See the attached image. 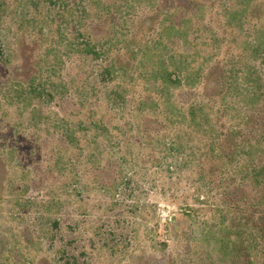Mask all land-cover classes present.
<instances>
[{
    "label": "rangeland",
    "instance_id": "1",
    "mask_svg": "<svg viewBox=\"0 0 264 264\" xmlns=\"http://www.w3.org/2000/svg\"><path fill=\"white\" fill-rule=\"evenodd\" d=\"M240 3L234 35L223 10ZM258 30L264 0H0V264H264L244 159L225 164L229 185L204 178L211 137L163 128L169 92L220 99L224 58L264 68ZM198 67L199 92L150 77Z\"/></svg>",
    "mask_w": 264,
    "mask_h": 264
},
{
    "label": "trees",
    "instance_id": "2",
    "mask_svg": "<svg viewBox=\"0 0 264 264\" xmlns=\"http://www.w3.org/2000/svg\"><path fill=\"white\" fill-rule=\"evenodd\" d=\"M238 9L237 11H232L233 9L230 11L228 9V11L225 9L223 10L225 21L222 29H232L231 31L234 35L236 33L237 35L240 33H247L243 32L244 30L242 28L244 24L242 21L243 13L246 11L247 7L244 6L243 3H240ZM196 29V31H198V28ZM169 31H173V29H169L166 33L170 34ZM255 36L256 37L247 44L249 45L247 49L252 51L250 53L256 54L258 57L262 56L261 62L264 64V30H258ZM230 39L235 41L236 37L231 36ZM212 41L214 45L215 40ZM198 52L199 51H196L194 53L198 54ZM179 61L180 62L176 64L178 69L182 66L181 60ZM220 62L223 64V72L220 73V78L215 81L214 87V89L221 94L220 99H205L206 101L204 102L196 100L197 96L192 90L199 92L197 85L203 84L205 69L202 72L203 68L201 67H198L201 70L194 68L190 77L187 75L185 77V73L183 75L181 72L182 70L177 71V68L174 74L168 73L166 68H159L156 70L155 74L152 72L150 77L153 81H160L162 89L165 90L176 87L180 88L182 86L189 88V90L192 89L190 90L192 92L189 94L190 97L184 102L181 101L182 103L171 101L170 92L167 94L168 96L165 95L168 98L165 101H169L164 103L165 110L169 113L171 119L167 120L163 128L167 131L170 129L175 130L178 134L182 131H180L182 128L181 126L187 124L185 127L187 130L185 135L200 129L203 131L204 137H211L210 143H208L209 149H213L217 155H213L209 150L206 157H208V162L211 166L216 167V169H214L213 172L203 171L202 169L201 176L204 178L206 176H210V178L217 177L218 182L229 185L228 181L230 180L223 175L225 164H232L233 169L239 173L242 167L240 168L237 166L238 161L243 158L246 163L244 165L246 169L242 170L244 171L243 179L249 180L250 182L252 181V183L258 187V191H260L258 194L259 197L255 198L250 204L251 214L254 208L259 210L257 213L259 215L263 213L262 208L264 206V163L261 162V159L264 158V68H257L251 63H248L249 65L247 63L241 64L242 62H240L239 59H234L232 62H229L224 58V60ZM237 67L242 69L240 70ZM198 71H200V73ZM104 73L111 74L113 79L117 77L115 68H107ZM236 89L238 91L243 89L244 92L241 94L236 92L235 94ZM232 94L235 96L236 100L239 101L237 106H231L228 102ZM121 97H124L123 91L120 92L118 89H114L111 91L109 99L112 102L119 101L116 104L118 105ZM227 115L230 116V124L228 123ZM223 122H227V125ZM253 161H257L256 164L253 163ZM220 166L222 167L218 174ZM239 186V193H241L242 198H244L242 188L247 186V184L240 183ZM227 205L230 209L234 208L235 214H239L240 210L242 215H244L243 211H247V209H242L236 204ZM258 215L257 217H259ZM252 217L253 215L249 220H245L249 223L251 222L250 220L254 219V217ZM241 224L247 226L244 222ZM256 239L257 241L260 240L259 237Z\"/></svg>",
    "mask_w": 264,
    "mask_h": 264
},
{
    "label": "built area",
    "instance_id": "3",
    "mask_svg": "<svg viewBox=\"0 0 264 264\" xmlns=\"http://www.w3.org/2000/svg\"><path fill=\"white\" fill-rule=\"evenodd\" d=\"M13 131V129H11L9 132ZM9 145H15L14 143L10 142ZM13 148V147H12Z\"/></svg>",
    "mask_w": 264,
    "mask_h": 264
}]
</instances>
